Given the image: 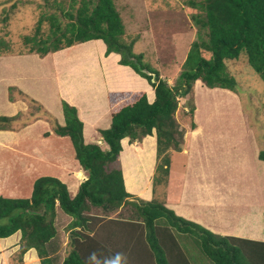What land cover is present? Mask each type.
Wrapping results in <instances>:
<instances>
[{
    "label": "trees",
    "instance_id": "trees-1",
    "mask_svg": "<svg viewBox=\"0 0 264 264\" xmlns=\"http://www.w3.org/2000/svg\"><path fill=\"white\" fill-rule=\"evenodd\" d=\"M53 1L57 8L43 13L34 33L24 36V44L29 45L25 53L45 56L78 43L102 39L106 44L105 55L119 53V63L132 67L146 78L154 89L155 98L150 101L145 90L108 93L111 125L100 130L107 148L85 141L84 123L76 106L62 101L65 124L61 125L39 104L51 121L53 131L71 139L85 177L76 193L60 178L43 175L35 179L30 197L0 195V238L21 232L18 261L23 260L29 249L35 248L41 264H55L52 252L59 232L57 224L59 217H66L68 253L61 264H205V261L264 264V240L214 233L176 214L165 201L146 200L130 193L119 160L124 137L132 142L142 141L155 130L154 183L166 184L171 166L170 151L182 149L186 132L177 121L179 99L191 93L195 82L200 80L210 88L238 92V81L228 71L226 60L237 59L242 52L264 81V0L191 1L192 6L199 9L192 14L196 38L174 84L145 60L143 52L134 51L136 39H126L124 20L115 0H70L69 4L65 0ZM7 19L8 15L3 18ZM44 20L49 21L48 30L43 29ZM8 51H11V43L0 37V55ZM204 52H209L210 56L206 57ZM11 90L14 88L10 87L12 94ZM192 105L187 110L190 129L196 127L195 104ZM17 118L18 115L0 116V129L12 128ZM258 157L264 162V148L258 151ZM262 183L261 180L260 186ZM126 205L134 208L138 219L111 217L112 213H121ZM94 207L108 213L105 227L117 224L122 234L111 229L99 232L92 222ZM113 233L117 234L118 241L123 240L124 251L110 248ZM182 237L190 242H184ZM140 246L143 250L134 256V248Z\"/></svg>",
    "mask_w": 264,
    "mask_h": 264
},
{
    "label": "crops",
    "instance_id": "crops-1",
    "mask_svg": "<svg viewBox=\"0 0 264 264\" xmlns=\"http://www.w3.org/2000/svg\"><path fill=\"white\" fill-rule=\"evenodd\" d=\"M163 19L168 22L167 18ZM192 31L194 32V30ZM177 32L183 33L182 31ZM85 47H91L96 55L89 57V54L84 51ZM105 51L106 45L102 39H92L56 52H50L45 56L36 53L9 56L8 62L20 67L22 71H17L16 75L9 74L7 82L0 81V85L3 87L0 94V116L18 114L20 116L14 120L12 128L0 129V195L21 197L30 194L35 179L43 175H55L69 186L70 191L74 190L73 193H76L80 182L85 177L69 136L56 134L51 121L43 111L39 113L34 111V115L30 112L26 113L29 108L28 103L32 104L34 101L41 104L44 110L53 114L57 121L64 125L62 101L66 100L78 109V115L84 123L85 141L103 144L100 130L111 125L109 92L145 90L149 100H154L155 92L148 80L136 73L132 67L120 64L119 53L111 52L109 55H105ZM186 56H183V61ZM49 59L52 60V65L55 68L53 72L52 70L49 73L44 70L38 72L37 67V72L32 73L27 68L25 70L23 68L31 62L37 66L45 64L50 67ZM106 65H111V67L107 68ZM72 66H75L74 69L80 68L84 72L82 73V85H80V79L75 78L76 71L75 73L72 71ZM63 67L67 68L66 71L63 70ZM169 80L168 82L171 84L172 79ZM118 83L121 86H118ZM10 87L20 94H11ZM195 123L194 129H186L182 149L170 151V174L167 186H165L167 194L163 201L180 215L185 216L186 219L198 220V224H205L212 229H214L213 226L205 222L204 213L206 211H221L222 219L247 215L244 217L245 220L252 223L254 213L249 210H253L252 207L259 206L262 202L260 184L253 189L247 188L249 191L238 190L235 199H230L226 205H222L223 201L228 200L231 196L222 193L223 183L221 181L219 184L212 185L211 182L215 178L212 176L206 178L205 168L197 166L198 163L189 151L188 136L196 135L201 129L199 123ZM121 143L122 151L119 160L126 189L140 198L146 200L152 198L155 193L154 176L157 163L155 130L152 135L145 136L141 142H132L129 137H124ZM124 153L134 156L135 160L133 159L131 162H134L132 167L137 171L135 173L138 176L136 183L141 185L139 188L141 193L128 188L123 162ZM15 156L19 158L16 164L11 158ZM175 159L181 160V164L179 167L173 168V164L176 163H174ZM80 169L82 174H80ZM173 174H178L179 178H173ZM72 183L74 189L71 188ZM145 186L146 190L144 191ZM213 187L218 188L211 190L210 188ZM226 188L231 194L236 193L232 185ZM227 205H230V209L224 208ZM240 205L241 207H239ZM248 215L251 216L248 217ZM237 221L239 224L242 220L237 219ZM238 224L236 229L230 230L212 231L208 227H204L221 235L264 240V235L261 237L246 235V232L239 229ZM227 227L230 226L227 225ZM20 237L21 232L17 231L9 237L0 238V264H41L35 248L29 249L24 254L22 261H14L13 255L20 247Z\"/></svg>",
    "mask_w": 264,
    "mask_h": 264
},
{
    "label": "rangeland",
    "instance_id": "rangeland-1",
    "mask_svg": "<svg viewBox=\"0 0 264 264\" xmlns=\"http://www.w3.org/2000/svg\"><path fill=\"white\" fill-rule=\"evenodd\" d=\"M69 1L70 0H65V2H67L66 4H69ZM115 1L117 8L124 20L126 39H136L134 43V51L137 53L143 52L145 55V60L157 68L164 79L168 81H170L169 79H172L171 84H174L181 71L182 63L180 62L183 61V56L187 55L192 41L196 38V27L194 28L195 25L192 20V14L198 12L199 9L193 7L191 1L200 0ZM53 3V0H0V37L6 38L11 43V51L1 53L0 55V81L5 80V82H7V77L9 74L16 75L17 71H22L20 67L14 66L12 62H8V58L11 55L23 54L27 51L29 45L24 44V36L34 33L35 27L39 23V19L43 13L48 14L57 8L53 5ZM13 4L15 5L13 6ZM7 15L8 19L4 21L3 18ZM162 17L167 18L169 23ZM42 26L44 30H48L49 21L44 20L42 22ZM192 30H194V32ZM177 31H182L183 33H179ZM84 51L89 54V57L96 55V52L91 47H85ZM204 55L209 57L210 53L204 52ZM48 64L51 66L49 65L50 67H48L45 64L44 66H40L39 64L37 66V64L31 62L23 66V68L24 70L27 68L32 73L43 70L44 72L48 73L51 72V70L53 72L55 68L52 65L51 59H49ZM226 65L228 71L238 81V92H233L231 90L219 87L210 88L204 85L200 80H197L191 93H189L186 97L179 99V108L176 112L177 121L180 128L186 131V129L190 128L191 123V118L188 115L189 112L187 110L193 106L192 104H195L193 118L194 122L199 123L201 129L196 135L188 136L187 143L189 151L194 160L198 163L197 166L200 168H205L206 178H211V176L215 178V180L211 182L213 183L212 185L219 184L221 181V183H223L221 186L222 193L231 196L228 198V200H226L227 202L221 200L223 201L222 205H226L230 199H235L238 190H244V188L240 187L243 186L241 185L243 182L245 183V188L253 189L255 186L260 184L261 180L263 182L264 179V164H262L263 161L258 157V151L264 148V81L249 64L248 57L245 52H242L237 59L226 60ZM74 67L75 66H72V71L74 73L76 71L75 78L80 79V85H82V73L84 72H82L80 68L74 69ZM106 67H111V65H106ZM66 69V67H63L64 71H66ZM118 86L121 85L118 83ZM2 89L3 87L0 85V94ZM11 91L14 94H20V92L16 90ZM75 94H77V92ZM28 104L29 108L26 113L30 112L34 115V111L38 113L41 111L39 103L32 102V104ZM19 116L20 114H18V117ZM232 120H235L234 123ZM234 125V128L238 127L240 130L242 129L243 137L241 134H239V129H235L236 134H238L237 136L235 132L233 134L230 133L231 128H233ZM226 127L228 128V132H226ZM228 135L230 137H227ZM235 136L236 138L240 137L239 139L237 138L238 141L240 140V145H238V141L236 139L235 141L237 144L236 142L233 144V138ZM101 146L103 148H107L105 143L101 144ZM236 146L238 149L245 148L244 150L242 149L241 152L247 150L244 152L247 155L244 153V156L239 154L240 151L235 149ZM227 149H229V151L225 152ZM230 149L232 151H230ZM234 149L237 150V152H233L235 151ZM11 158L15 164L19 160L17 156ZM133 159L134 156L124 153L123 162L127 185L132 191L141 193L139 191L141 185L139 184V186L136 183L138 176L135 173L137 171H135L132 167L134 162L131 161H133ZM243 159L245 161V165L248 166L247 168H249V171L246 170V173L249 174L248 176L246 175V177L250 176L251 180H242L240 183L241 177L246 178L245 175H243L246 174L243 173V171H245V169L242 167V165H244ZM240 160H242V162L239 163ZM174 163L175 164H173V168L179 167L181 160L175 159ZM237 170L239 173H237ZM80 174H82L81 169ZM173 178H179V175L173 174ZM174 183L176 184L177 181ZM229 185L234 187L236 191V193L234 192V195L233 193L231 194V192H229V190L226 188ZM2 186H4V184H2ZM146 186L145 188L142 187L144 191L146 190ZM165 186H167V183L155 185V193L153 194V197L148 200L155 198L163 201V199H165V195L167 194ZM71 188L74 189L73 183ZM216 188L218 187H213L210 189L212 190ZM261 188V204L259 206H255L257 208L252 207L253 210H249L254 213V219L252 223L247 219L245 220L244 217L247 215H241L237 218L232 217L231 219H222L223 213L221 211L215 210L211 212L206 211L204 213L205 222L212 225L214 229L208 227L205 224L202 225L208 227L212 231L218 229L230 230L233 228L236 229L238 224L237 219H241L242 221L238 224L239 229L243 232H246V235L250 237L263 236V183ZM73 191L71 192L73 193ZM31 193L21 197H30ZM138 193L137 195H139ZM168 207L173 209L176 214L180 215L174 208L171 206ZM229 207L230 205H227L224 208L230 209ZM239 207H241V205ZM92 213L95 217V220H92V222L95 223V227L99 232L106 233L108 229H111L116 233L120 232V234H122L121 230L118 229L119 225L117 224H114V226L105 227V225H107L105 223V219L106 217L108 218V213L106 214L101 208L94 207L92 209ZM110 215L111 217H118L121 219H138L137 214H135L134 208L131 205L122 207L121 213H112ZM249 216L251 215H248V217ZM182 217L186 218L185 216ZM194 221L195 223H198V220ZM113 223L114 221H112V224ZM67 224L68 219H66V217H59L57 224L59 232L57 238L54 239V251L52 252L55 259V264H61L63 258L68 253L69 234L67 231ZM226 224L230 227H227ZM117 234H111L114 237L109 242L111 244L110 248L113 251L115 250L121 252L122 250L124 251L123 247L125 245L122 242L123 240H117ZM105 236H107V234H105ZM127 237L128 236H126V238ZM181 240L184 242H190V240L185 237H182ZM143 248V246H140V248L137 249L134 248V256L137 255L138 252L142 251ZM18 251L19 248L13 255L15 262L20 258ZM150 259H152V256L149 258V260ZM130 261L136 262V260ZM204 263L212 264L206 261Z\"/></svg>",
    "mask_w": 264,
    "mask_h": 264
},
{
    "label": "bare ground",
    "instance_id": "bare-ground-1",
    "mask_svg": "<svg viewBox=\"0 0 264 264\" xmlns=\"http://www.w3.org/2000/svg\"><path fill=\"white\" fill-rule=\"evenodd\" d=\"M235 117H236V116H235ZM234 121H235V120H234ZM234 121L232 120L233 123H234ZM224 126H225V124H224ZM224 126H223V128H224ZM227 126H228V124H227ZM234 127H235V125L233 126V128H231V132H230V133L233 134V133L235 132V129H239V132H240L239 134H241L242 137H243L242 129L240 130V128H238V127L234 128ZM226 128H227V127H226ZM232 129H233L234 131H233ZM219 130H221V129H219ZM232 131H233V132H232ZM222 132H223V131H222ZM226 132H228V128H227V131H226ZM223 133H224V132H223ZM235 134H236V132H235ZM224 135H225V134H224ZM237 135H238V134H236V136H237ZM236 136L233 138V139H234V142L232 141L233 144H235V142H236L235 139L238 141V139L240 138V137H239V138L237 137V138H238V139H237ZM227 137H230V136L228 135ZM239 141H240V140H239ZM239 141H238V145H240ZM236 144H237V142H236ZM238 145H237V146H238ZM237 146L235 147V149H237L238 151H240V153H239V152H238V153L244 156V154H246V153H244V152H246L247 150H245L244 152H241V150H242L243 148H242V149H241V148L238 149ZM238 147H240V146H238ZM241 147H242V146H241ZM235 149H234V150H235ZM244 149H245V148H244ZM244 149H243V150H244ZM232 150H233V147H232ZM232 150L230 149V151H232ZM237 150H235V151H233V152H237ZM228 151H229V149H227L225 152H228ZM243 153H244V154H243ZM246 155H247V154H246ZM245 157H246V156H245ZM247 158H248V157H247ZM246 160H247V159H246ZM240 162H242V160H240L239 163H240ZM243 162H244V163H243L244 165H242V167L245 169V171H243V173H246L247 171H249V170H248L249 168H247L248 166L245 165V161H244V159H243ZM247 164H248V162H247ZM239 165H240V164H239ZM244 166H245V167H244ZM243 168H242V170H243ZM246 170H247V171H246ZM241 172H242V171H241ZM235 173H236V171H235ZM237 173H239L238 170H237ZM241 175H242V173H241ZM243 175H245V177H246V175L248 176L249 174L246 173V174H243ZM239 176H240V175H239ZM240 179H241V180H240V183H241L242 180H244V181H246V180L250 181V180H251V179H250V176H249V177H246V178H242V177H241ZM244 184H245V183L243 182V183L241 184V185H243V186H240L241 188H244L243 192H245V191H249L247 188H245V185H244ZM241 191H242V190H241Z\"/></svg>",
    "mask_w": 264,
    "mask_h": 264
}]
</instances>
